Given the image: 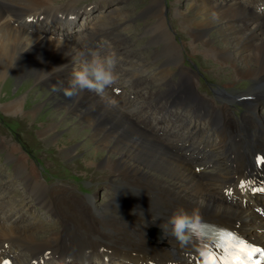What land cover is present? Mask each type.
<instances>
[{"label": "bare ground", "instance_id": "1", "mask_svg": "<svg viewBox=\"0 0 264 264\" xmlns=\"http://www.w3.org/2000/svg\"><path fill=\"white\" fill-rule=\"evenodd\" d=\"M2 1L7 4L11 2V0ZM19 1H22V5L14 1L15 6L11 8L7 6L12 18L20 16L27 10L36 13L37 11L30 9L31 7H46L45 5L55 4L51 2L52 0ZM41 1H45V4ZM158 3L159 0H154L149 4L142 18H147L149 12L152 11L154 17L158 19L149 33L164 45L165 49H162L159 54L165 57L166 61L171 60L167 62L169 66L177 67L175 78L179 77V79L172 80L171 73L161 69L152 80L166 85L167 89L173 88L172 93H177V96L173 94L164 96L165 102L174 98L180 105L191 110L195 109L200 101L201 105L198 108L205 109L204 118L208 117L211 120L215 118L214 122L217 126L223 123L216 131V144L225 149L228 173H225L222 165L219 164L222 160H211L212 158L203 153L202 149L209 141L202 128L200 131H195V134L192 132L182 134L181 126L182 123H186L187 117L181 116L185 118L184 121L179 119L180 125L175 119L171 120V117L181 115V111L180 114L177 112L172 115L166 114V111L171 110H166L168 102L163 108L155 111L154 118L151 119V126L154 125L153 130L159 125V136L153 131L145 132L131 126L125 134L119 133L109 142H104L107 139L104 138L107 131L97 122L102 123L103 118L120 113L117 108L120 98L110 95L106 89L100 95L84 90L71 99L65 97L62 91H58V96L64 98L65 102L75 104L74 107L65 106V110L68 113H79L85 124L83 126H86L87 130L90 128L93 131L95 129L96 133L105 132L103 139L100 140L104 144H101L103 147L100 148L104 151V155L107 150L108 153H106L113 157L106 156L101 168L110 174L115 173L121 176L125 181L131 180L139 183L143 181L149 188H132V191L138 194L135 196L137 201L131 203L133 210L128 211V205H116L115 201L112 202L115 207H112V204L102 205L106 206L105 209L92 205L91 207L97 210H95L97 215L92 216L89 219L90 222L85 223L84 221V217L91 213L90 209H82L77 222H74V230H71L70 234L53 233L41 242L36 240L37 236L33 233L36 228L41 227L38 221L22 227L16 224L5 226L0 223V263L2 259L11 257L15 264H49L52 260L57 264H104L105 259L114 255L123 257L122 259H125L127 264H194V259L187 258L186 249H182L185 244H179L171 236L170 230H166L164 235L160 227L177 205H182L188 210L199 208V214L204 223H215L220 224L224 227L223 229H234L236 234L264 247V116L257 113L259 111L257 103H250L248 107H251L255 113L240 120V126H234L233 120L226 115L229 110L227 104L217 108L211 99H204L193 93L196 86L193 72L181 66V48L176 44L170 30L166 29L163 5L162 2ZM261 5H264V0H190L183 8L184 10L178 7L176 9L184 33L193 42L190 44L195 46L194 42L200 43L205 46L203 53H209V57H214L222 66L229 64L234 70L236 79L250 80L252 93L258 97L264 92V13L256 11ZM121 7L113 3V0H103V3L95 8H97L96 14L101 15L102 18L105 17V24L114 23L112 27H118L119 24V26L127 27L126 13ZM71 8L73 5L68 6V9ZM190 12L193 15H190ZM93 13L94 11H89L84 16L82 25L80 23L78 27L81 29L77 31H70L61 25L58 28H45L41 32L35 29L34 33H27L11 26L8 15L4 14L0 8V83L6 78H10L9 80L15 84L35 79V82L39 81L41 85L47 86L49 83L46 80H49L51 72L56 68L62 70L59 73L61 81L65 82L69 79L74 66L73 60L80 49V44L85 40H91V43L95 42L100 47L104 41H107L105 38L107 28L88 30L91 23L96 21V17L92 16ZM39 15L48 16L44 11H40ZM247 21H250V24ZM212 30L219 35L222 42L221 47H213L214 40L209 37ZM214 46L216 47L215 44ZM105 48L115 49L109 45ZM123 62V60L121 63L117 62L116 76L122 74L133 79L136 73L130 74ZM142 63L145 64V62ZM119 83L120 79L117 76L116 84ZM132 84L135 85L136 81L132 80ZM121 86H125V80L121 81ZM164 93L170 94L167 91ZM149 99L151 103L148 104V108L152 109L157 104L158 97L156 96L154 101L152 94L141 93V103L131 100L129 102L131 104H128L127 108L122 106L121 111L125 114L128 112L129 116H134L137 121H141L146 129L150 118L143 114L136 116L134 112L147 108ZM188 99H196L195 104L191 105ZM202 100L206 102L207 108L210 107L209 109L204 108ZM21 102L22 100H16L1 105V107L5 113H20ZM258 103L261 108L264 107V96L259 99ZM58 107L57 104L54 106L55 112L59 109ZM175 111L178 109L176 108ZM213 113H218L221 119L216 116L212 117ZM119 121L125 123L130 120L124 122L119 119ZM129 124L131 125L132 122ZM232 132L235 135L231 139ZM120 138L132 139L130 143L134 153L141 156L137 158L134 154L125 153V150L129 149L120 150L115 147L117 139ZM98 141L94 143L97 144ZM211 142L214 144V140ZM107 146L114 147L108 148ZM11 149L10 154L17 153L15 146H11ZM69 152L71 149L65 154L68 156ZM145 152H147L146 159H143ZM71 154H74V151L69 155ZM23 157L18 156L15 160L16 163L22 164V169H25L27 163L25 162L26 157ZM260 158L263 162L258 164ZM150 159L152 164L161 170V173H152L149 166L143 165L145 161L150 163ZM179 168L181 172H177ZM30 169L32 172L28 174L30 180L42 192L45 191L48 187L37 181L35 167L31 166ZM146 170H149L152 177L146 178L149 175ZM197 170L198 172L207 171L196 175ZM220 178H222L221 188L218 190L216 181ZM151 189L157 191V194L151 193ZM163 189L166 190V194H162ZM48 193H51L49 196L51 202H48L44 195L40 201L43 204L42 207L46 206L48 209L52 207V202L62 205L61 200L66 198L63 196V188L51 192L48 190ZM249 194H252L253 198ZM254 207L257 208L256 214ZM122 212L128 217L117 218L116 216ZM55 213L59 214L65 223L60 212L55 211ZM126 223L133 224L135 227L130 234L120 231L121 229L127 231L124 227ZM93 234L99 235L98 237L107 244L109 242L114 244L117 249L95 245L97 240L92 239L95 238ZM152 234L157 236L158 243L164 247H156L149 242ZM50 242H52V247ZM192 245L195 248L198 243L192 242ZM128 252L133 253L134 256H128ZM21 253L26 254V257H23Z\"/></svg>", "mask_w": 264, "mask_h": 264}, {"label": "rangeland", "instance_id": "2", "mask_svg": "<svg viewBox=\"0 0 264 264\" xmlns=\"http://www.w3.org/2000/svg\"><path fill=\"white\" fill-rule=\"evenodd\" d=\"M14 1H18L22 5V1L11 0V2L7 4V6H10V8L11 6H15L16 3ZM67 1L69 0H52L51 2L62 4ZM98 1L100 0H78V2L81 3L90 2L91 5H95ZM153 1L154 0H123L124 4L120 5V7L122 6L121 8L126 13L125 16L128 22L126 23L127 27H124L125 30L121 32L120 39L124 43V46L121 47L123 48L122 54L127 57L134 55L133 59H135V63L137 62L136 65L130 67L127 61H125L127 67L129 66V69L132 72L137 73L134 77L137 78V82L141 83L143 88L146 85V87L150 88L152 92H163L164 90L162 89L165 88L162 87L160 82L154 79L152 80V78L157 75V73L161 69L169 71L175 78V71L177 70V67L174 68L172 66H169V64H167L168 61H166V58L160 56L159 52L162 51V49H165L163 47L164 45L154 39L153 35L149 33L154 26V23L158 21V19L154 17L152 11L149 12V16H147V18L145 19L141 18L142 15L141 17H139V15L145 11L146 6L153 3ZM162 1L164 4V7H162L164 8L163 11L165 12V20H167L165 22L167 25L166 29L168 28L169 30H171L170 32L172 33V37L174 36V40H176L175 42L178 43L176 44L181 48V66H184L193 72L195 78L194 82L196 85L193 91L194 94H197L196 90H198L201 98L203 97L204 99H211L213 101V104L217 108H219L223 106V104H226L225 102H227L222 99L224 95H239L253 92L252 90H249L250 88H252L251 81L246 79H236L234 70L230 68L229 64L222 66L214 59V57H209V53H203L205 46L201 45L200 43L194 42L195 46L190 44L193 42H191V38H189V36L184 33L185 31H183L180 25V18L178 16V11L176 10L178 8L184 10L183 8L187 3L190 2V0ZM160 2L161 0H159V3ZM41 3L45 4V1H41ZM128 10L131 11L128 12ZM190 15H193V13L190 12ZM247 22H249L250 24V21ZM183 25L184 24L182 23V26ZM209 35L210 39L214 40V44L216 45L215 47L212 43L214 48H217V46H222V42L220 41L221 39L219 35L216 34L215 30H212ZM122 57L123 56L119 57V59ZM140 60L142 62H145V64ZM138 62H140V64H138ZM145 67L147 69H145ZM138 68H141V71ZM9 79L10 78H6L5 80H3V82L0 83V120H3L4 122V126H0V144L3 141H7L8 147H5L4 145L3 146L5 148H9L10 151L12 150L11 146H14L13 144L16 136L17 138H20L19 140L23 144H26L28 148L30 146L33 149V153L31 154V156L35 159L36 156L38 157L36 161L39 165V167L34 166L36 171L35 173L37 174V177L40 176L41 178L37 179H40L44 183V185L49 187V190L54 191L63 188V196L66 197V199H64L65 210L68 214L70 213L69 215L71 217L74 215V220L69 223H65L66 228L61 225L58 219H55V217L51 213L46 211L43 207H40L35 200L38 198L37 195L40 196L41 194H46L48 192L47 189L43 192L41 191V189H36L34 191H30L28 189L27 192H23L21 188H19V185L14 179L13 175H11L2 166L1 163L0 197L12 198L13 201L11 200V202H8L6 199L0 200V209L4 207L2 208V210L5 212L12 206V220L18 221V219L20 218L29 220L25 223V225L29 224L30 221H40L41 223L38 222V224L42 225L44 229L34 232V234H36L37 236L36 240L38 242L49 238L51 235H53V233H61V230L66 234H70L71 230H74L73 227L77 222L79 217L78 215L80 213H78L77 216L73 214V208L69 204H72L74 202L70 201L69 198H75L77 202L80 203V207H76L75 209L76 212H81L82 209L86 208L90 209L91 213L84 217L85 223L90 222L89 219L95 214L96 209L91 207L92 205L96 206V208L105 209L106 206L102 205L112 204L115 196L116 198H119V200L116 201V205L128 204V211L133 210L131 203L136 202H134L132 197L135 192L128 189L135 187H142L147 189L149 187L143 181H140L142 184L139 182H133L131 180L125 181L123 178H121V176H117V174L115 173L110 174L107 170H103L101 168V164L102 162H104L103 160H105L106 156H112L111 154H107V150V153L105 152L104 155V151H102V148H100L103 147L101 144H104V142H109L114 135L109 136L107 132L104 136V138L107 139L104 142H100V140L103 139V135H101L102 132L96 133L95 129L93 131L90 128L87 130V127L83 126L85 124L81 123L80 121L81 117H74V114L76 112L68 113L65 110L66 107H74L75 104L71 102H65V99L59 97L57 92H53L51 90L53 84L44 86L41 85V82L39 81L35 82V79L30 81L24 80L19 84H15V82ZM177 79H179V77ZM37 82L39 84H37ZM152 96L155 101L156 95L152 94ZM223 98L226 99V97ZM259 99L260 98L253 100L252 103H258ZM16 100H22L20 113H5L1 105L8 104ZM211 100L210 102L212 103ZM202 102L204 104V108H207L206 102L203 100ZM228 103L227 104L230 106L229 109L231 111V115L229 110L226 112V115H228L229 118L235 122L234 123L232 121V124L234 126H239L238 121L241 118H247L248 114L246 113V111L248 108L245 105L242 107V105H239L235 102ZM56 104L59 106L57 112H55L54 110V106ZM260 109L263 111L260 113L259 110L257 111V113L264 116V107ZM141 110L142 109H139L136 112ZM143 111H148V109H145ZM184 115L191 121L192 124L188 123L187 126H183L182 134L186 135L187 133L191 132L195 134V131H200L202 128V131H205V136H207V141H209L208 144H205V147L207 146L209 149L208 153L212 155L213 160H222L219 162V164L222 165V169L224 170V172L228 173L227 161L225 160V149L224 147H220V145L216 144L217 132L213 129L210 122L206 119L204 121H198V123H194L192 122L193 118L190 114ZM120 117L121 118L119 119H121L122 121L124 120V122L134 119V117L129 116L128 113H121ZM175 121H177L178 125H180V122L177 119H175ZM212 121L215 124V118H213ZM97 123L104 127L103 123H99V121ZM193 123L195 125H193ZM80 126H83V129L79 128ZM131 126L137 128L134 123H132ZM158 131L159 128H157V131H155L154 133L157 134ZM43 132L45 134H43ZM93 139L95 141L99 140L97 144L94 143L95 141ZM131 140L132 139L130 138L117 140L115 147L119 148L120 150L129 149L125 150L126 154H134L137 158H139L141 155L138 153H134V150L131 147L132 144L130 143ZM212 140H214V144H212ZM1 146V153H4V148ZM107 147L112 148L114 146ZM70 149L71 152L74 151V154L69 155L71 153L69 152L67 156L65 153ZM16 150L18 151L17 147ZM130 151H132L133 153ZM219 152H222L223 154ZM203 153H205V149ZM146 155L147 152L144 153L143 159H146ZM19 156L23 157V155ZM145 162L143 163V165H146L145 167L149 166L150 172L156 174L158 172L161 173V170H159L154 166V164H152L151 159L150 163L148 161ZM31 165H35V162L33 161L32 163H27L28 168ZM149 170H146V172L149 174L148 176H146V178L152 177ZM177 172H181V169L179 168ZM219 180L222 181V178H220ZM121 182L123 184H121ZM10 187L15 189L14 192H11L10 190H8V192L5 190L4 192H1L3 189H10ZM165 191L166 190L163 189L162 194H164ZM84 192H86L87 194H85ZM150 192L157 194V191L153 189H151ZM137 195L138 194H136L135 196ZM46 197L48 198L49 194H46ZM50 199L51 198L49 197V201H47L51 202ZM112 207H115V205L112 204ZM122 214L125 213L122 212ZM112 217H114V219L116 217L119 218L118 216ZM124 227L127 228V231L122 229L120 231H124L128 234L132 233L135 228L133 227V224L128 223H126ZM93 236H95V238L92 239L97 240L95 242V245H103L108 247L110 246L114 249H117L114 244L110 242L108 244L106 242H103L102 239L98 237L99 235L93 234ZM49 244L52 247V242H50Z\"/></svg>", "mask_w": 264, "mask_h": 264}, {"label": "clouds", "instance_id": "3", "mask_svg": "<svg viewBox=\"0 0 264 264\" xmlns=\"http://www.w3.org/2000/svg\"><path fill=\"white\" fill-rule=\"evenodd\" d=\"M256 11L264 13V5L258 6ZM118 57L114 50L102 47H93L86 40L80 44V49L73 60V68L68 80V86L63 81L52 85V91H62L69 99L78 96L84 90L103 94L106 88L111 87L117 79L115 66ZM201 220L199 208L191 210L177 205L160 227L165 235L170 230L171 236L181 245L189 240V233L193 226Z\"/></svg>", "mask_w": 264, "mask_h": 264}]
</instances>
